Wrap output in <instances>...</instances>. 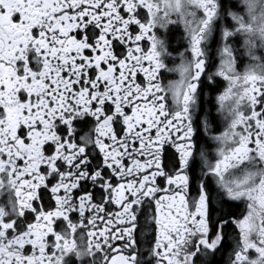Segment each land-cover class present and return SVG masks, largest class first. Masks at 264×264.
<instances>
[{"label": "snow or ice", "instance_id": "6c2138e0", "mask_svg": "<svg viewBox=\"0 0 264 264\" xmlns=\"http://www.w3.org/2000/svg\"><path fill=\"white\" fill-rule=\"evenodd\" d=\"M0 264H264V0H0Z\"/></svg>", "mask_w": 264, "mask_h": 264}]
</instances>
